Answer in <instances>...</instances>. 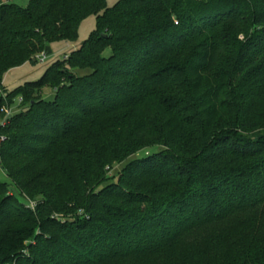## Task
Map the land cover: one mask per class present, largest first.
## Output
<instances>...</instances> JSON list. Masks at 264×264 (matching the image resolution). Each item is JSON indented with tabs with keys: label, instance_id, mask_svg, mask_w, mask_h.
Masks as SVG:
<instances>
[{
	"label": "trees",
	"instance_id": "16d2710c",
	"mask_svg": "<svg viewBox=\"0 0 264 264\" xmlns=\"http://www.w3.org/2000/svg\"><path fill=\"white\" fill-rule=\"evenodd\" d=\"M92 15L0 97V264H264V0L4 5L0 83Z\"/></svg>",
	"mask_w": 264,
	"mask_h": 264
},
{
	"label": "rangeland",
	"instance_id": "374dc122",
	"mask_svg": "<svg viewBox=\"0 0 264 264\" xmlns=\"http://www.w3.org/2000/svg\"><path fill=\"white\" fill-rule=\"evenodd\" d=\"M31 0H13L12 3L18 5L21 8H27ZM119 0H107V7L111 8L118 3ZM97 27V17L92 15L87 19L83 20L78 27V36L75 42H57L52 44L50 47L52 49V54L46 57V62L42 63L40 60L37 64H26L21 68L12 70L4 78L3 82L0 83V97L7 104L6 96L8 93L13 92L16 88L24 85L26 82H35L41 79L44 75L46 69L51 66L54 62L64 60L66 55H69L73 50L77 49L81 44L89 39L91 34L96 30ZM244 37L241 35L240 40H243ZM110 52L107 51L106 55H109ZM42 56V55H41ZM41 58V57H40ZM5 87V91L3 89ZM44 97L46 99H53V89L47 88L44 91ZM20 104V98L17 99V102L13 103L10 108L5 105L3 109L10 111L11 114H14L18 111ZM2 109V110H3ZM2 125L0 119V127ZM107 165L104 169V177L108 180L112 179L114 176L119 174L122 170V166L113 164V166ZM0 182L7 183L12 187V182L7 176V174L0 168ZM112 183L111 181H108ZM108 184V183H107ZM106 184V185H107ZM105 185V184H103ZM102 185V186H103ZM101 186V187H102ZM13 188V187H12ZM14 190V188H13ZM59 217V216H58ZM59 220H62V216L59 217Z\"/></svg>",
	"mask_w": 264,
	"mask_h": 264
},
{
	"label": "built area",
	"instance_id": "2783aa9c",
	"mask_svg": "<svg viewBox=\"0 0 264 264\" xmlns=\"http://www.w3.org/2000/svg\"><path fill=\"white\" fill-rule=\"evenodd\" d=\"M12 1L13 0H0V8L2 7V6H4V5H8V4H12ZM46 54L45 53H43L42 54V56H41V62H44L45 60H46ZM68 56H66L65 58H67ZM22 102V99H20V103ZM3 111H5L7 114H6V118L3 120V121H1L2 122V125L1 126H4L5 124H6V119L8 118V117H10L11 116V113H10V111H8V110H6V109H3ZM4 140V138L3 137H0V143L2 142ZM0 167H1V158H0ZM34 206V204H32V207Z\"/></svg>",
	"mask_w": 264,
	"mask_h": 264
},
{
	"label": "water",
	"instance_id": "95a60500",
	"mask_svg": "<svg viewBox=\"0 0 264 264\" xmlns=\"http://www.w3.org/2000/svg\"><path fill=\"white\" fill-rule=\"evenodd\" d=\"M45 54L46 56H50L52 54V49L50 46L46 47Z\"/></svg>",
	"mask_w": 264,
	"mask_h": 264
}]
</instances>
